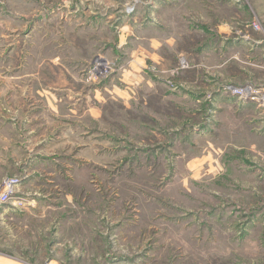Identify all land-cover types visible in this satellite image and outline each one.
Listing matches in <instances>:
<instances>
[{
  "label": "rangeland",
  "instance_id": "1",
  "mask_svg": "<svg viewBox=\"0 0 264 264\" xmlns=\"http://www.w3.org/2000/svg\"><path fill=\"white\" fill-rule=\"evenodd\" d=\"M197 7L0 0V264H264V72Z\"/></svg>",
  "mask_w": 264,
  "mask_h": 264
},
{
  "label": "crops",
  "instance_id": "2",
  "mask_svg": "<svg viewBox=\"0 0 264 264\" xmlns=\"http://www.w3.org/2000/svg\"><path fill=\"white\" fill-rule=\"evenodd\" d=\"M193 2L186 0L190 5ZM196 5L201 13H197L201 28L212 30L218 41L213 43L214 60L224 59L225 62L239 64L256 62V68L264 72V35L251 27V23L257 20L264 30V0H196ZM240 51L244 53L239 54ZM253 52L256 58H253ZM241 70L250 75L245 69ZM261 137L264 138V134Z\"/></svg>",
  "mask_w": 264,
  "mask_h": 264
},
{
  "label": "built area",
  "instance_id": "3",
  "mask_svg": "<svg viewBox=\"0 0 264 264\" xmlns=\"http://www.w3.org/2000/svg\"><path fill=\"white\" fill-rule=\"evenodd\" d=\"M230 89L234 90L236 98H238L239 100L255 102L258 104L264 102V100L262 101L260 99V96L264 95L262 91H260L259 89H254L250 85H246V86L238 87V88L233 87V86H227L225 87L224 90L226 91L227 94H230ZM242 97H244V99H240ZM245 98H247V100ZM17 182L18 181L15 179H5L2 181L1 186H0V208L8 204L10 200V196H12V194L14 193L13 192L14 185H16Z\"/></svg>",
  "mask_w": 264,
  "mask_h": 264
},
{
  "label": "bare ground",
  "instance_id": "4",
  "mask_svg": "<svg viewBox=\"0 0 264 264\" xmlns=\"http://www.w3.org/2000/svg\"><path fill=\"white\" fill-rule=\"evenodd\" d=\"M124 13V12H123ZM129 13V12H128ZM119 17V16H118ZM125 17V16H124ZM112 20V19H111ZM98 64L101 68H106L107 64L104 63L103 61H98ZM99 67V68H100ZM95 70V69H94ZM97 70V69H96ZM98 71V70H97ZM99 72V71H98ZM98 74V73H97ZM99 75V74H98ZM233 90V89H232ZM233 92V91H232ZM250 94V93H249ZM248 95V94H247ZM244 98V97H242ZM247 100V98H245ZM260 99L263 101L264 100V95L263 96H260ZM264 103V102H263Z\"/></svg>",
  "mask_w": 264,
  "mask_h": 264
}]
</instances>
